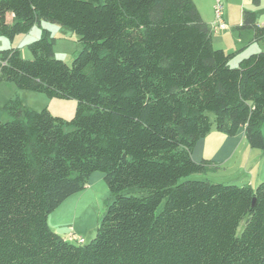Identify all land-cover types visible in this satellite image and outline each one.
Instances as JSON below:
<instances>
[{"label": "trees", "instance_id": "obj_1", "mask_svg": "<svg viewBox=\"0 0 264 264\" xmlns=\"http://www.w3.org/2000/svg\"><path fill=\"white\" fill-rule=\"evenodd\" d=\"M257 20L245 9L239 28L261 41ZM43 21L71 28L83 49L71 64L56 58L43 28L32 59L0 50V83L77 108L67 120L19 96L3 106L0 264H264V181L182 180L213 166L193 151L214 126L243 129L264 153V51L232 67L238 51L215 47L194 0H0L12 42ZM95 172L114 200L90 242L67 240L49 216Z\"/></svg>", "mask_w": 264, "mask_h": 264}, {"label": "rangeland", "instance_id": "obj_2", "mask_svg": "<svg viewBox=\"0 0 264 264\" xmlns=\"http://www.w3.org/2000/svg\"><path fill=\"white\" fill-rule=\"evenodd\" d=\"M216 1L217 0H204L208 9L209 7L211 8ZM221 1L225 4L224 20L229 24H233L234 22L232 21L240 16L241 0ZM254 11L257 12L258 21L263 24L264 0L260 6L254 8ZM43 28L49 29L52 36L55 38V57L71 64L83 49V44L80 42L78 35L67 26L47 21H43L41 27L35 25L28 33L19 34L14 42L5 36H0V50L12 46L19 47L23 58L32 59L33 55L28 48V44L41 36ZM248 34L247 30L240 28H236L233 31L219 29L218 31L213 32L215 47L222 48L227 53L238 51V54L230 62L232 67L239 66L240 61L252 53L264 51V40L257 42L255 45L249 46L248 43L254 42H250L252 35H250L251 38H248ZM219 36H222L224 41L220 42L217 40L220 38ZM247 44L248 46L246 48H240ZM16 96H21L20 98L28 107L35 110L48 108L54 115L63 117L67 120L74 117L77 108L76 99L51 98L41 92L19 89L13 82L4 81L0 84V120L6 121L10 118L8 114L3 116V106L5 102ZM66 129L71 130L72 128L67 126ZM213 130H216L215 126ZM209 147H211V145ZM237 155L239 160L243 158L248 160V163H252L248 167L251 170L247 169L248 171H246L244 167L243 171H239V165H241V163L235 166L231 159L229 163H226L221 167H215L213 165L203 173H195L182 178V180L199 179L209 180L214 183L237 185L250 183L255 187L261 181H264V153L261 150L250 147L245 140V143L243 142V147H240ZM140 192L141 190L139 188H129L125 190V193L129 194H139ZM113 200L114 197L111 194L102 173L95 172L92 175L87 188L67 198L61 206L50 214L49 218L53 227L56 229V232L63 237L68 238L73 234L75 238H84L87 243L96 236L98 227L107 207ZM73 242L76 243V241Z\"/></svg>", "mask_w": 264, "mask_h": 264}, {"label": "crops", "instance_id": "obj_3", "mask_svg": "<svg viewBox=\"0 0 264 264\" xmlns=\"http://www.w3.org/2000/svg\"><path fill=\"white\" fill-rule=\"evenodd\" d=\"M262 1L263 0H261V3H262ZM194 2L196 3V5H197V7H198L203 19L211 26L212 31L213 32L218 31L219 30L218 28L217 29L214 28L215 20H216L215 12H214L215 3L213 4V6H211V8L209 7V9H208L206 7V5H205L204 0H194ZM240 2H241V12H240L239 18H237V19L235 18V20L232 21V22H234L233 24L232 23L229 24L225 20V22L227 24V28L226 29H220V30H232L233 31L234 29L239 28V26L243 22L244 10L245 9H249V10L253 9L254 10L255 7H258V6L261 5V3L259 5H255L250 0H241ZM224 7H225V4H224ZM12 20H13V14H9L8 15V21L12 22ZM258 24L259 25H264V23L262 24L259 21H258ZM247 32L249 33L248 34V38H251L250 35H252V38L250 39V42L251 41L254 42V43H248L249 46L250 45H255L257 42H260V41H255L254 40V33H253L252 30H248L247 29ZM219 37H220L219 39H217V38L216 39L219 40L220 42L224 41L222 36H219ZM213 40L215 42L214 36H213ZM261 41H263V40H261ZM248 44L247 45H243L240 48L244 49V48H246L248 46ZM23 103H24V101H23ZM3 113H4L3 116H5V114H7L5 110H4ZM245 140L247 141L243 129H241L235 135H227V134L222 133V132H220L218 130H212L205 138H202L197 143V145H196V147H195V149L193 151V159L195 161H197V162H200L203 159H209V160L214 162L213 165L215 167H221L222 165H225L226 163H229V161L232 159L233 162H234L233 164L235 166H237L239 163H241V165H239V169H240L239 171H243L244 167H245L246 171H248L247 169H249L248 167L252 163L251 162L248 163V160H245L243 158L239 160L238 155H237L238 150L240 149V147H243V142L245 143ZM210 145H211L212 148L209 147ZM249 170H251V169H249ZM49 224L56 231V229L53 227V225H52V223L50 221V218H49ZM66 239L67 240H71V237H68V238L66 237Z\"/></svg>", "mask_w": 264, "mask_h": 264}, {"label": "built area", "instance_id": "obj_4", "mask_svg": "<svg viewBox=\"0 0 264 264\" xmlns=\"http://www.w3.org/2000/svg\"><path fill=\"white\" fill-rule=\"evenodd\" d=\"M214 12H215V25L214 28H218V29H226L227 28V24L224 20V14H225V7H224V3L221 0H217L214 6ZM71 239H76L78 240L80 243L84 242L83 238H75L74 235H71Z\"/></svg>", "mask_w": 264, "mask_h": 264}]
</instances>
